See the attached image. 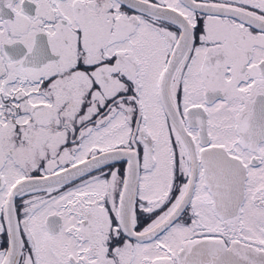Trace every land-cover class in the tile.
<instances>
[{"label":"snow or ice","instance_id":"obj_1","mask_svg":"<svg viewBox=\"0 0 264 264\" xmlns=\"http://www.w3.org/2000/svg\"><path fill=\"white\" fill-rule=\"evenodd\" d=\"M0 264H264V0H0Z\"/></svg>","mask_w":264,"mask_h":264}]
</instances>
